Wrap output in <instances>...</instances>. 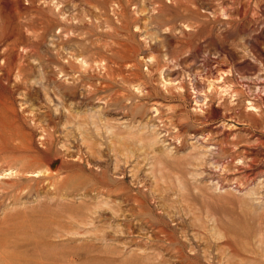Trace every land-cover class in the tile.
Wrapping results in <instances>:
<instances>
[{"label": "rangeland", "instance_id": "374dc122", "mask_svg": "<svg viewBox=\"0 0 264 264\" xmlns=\"http://www.w3.org/2000/svg\"><path fill=\"white\" fill-rule=\"evenodd\" d=\"M260 4L0 0V98L28 145L2 158L61 172L0 176L5 217L29 215L0 224V264H264V72L237 85L236 36L211 37L241 20L264 59Z\"/></svg>", "mask_w": 264, "mask_h": 264}, {"label": "bare ground", "instance_id": "6f19581e", "mask_svg": "<svg viewBox=\"0 0 264 264\" xmlns=\"http://www.w3.org/2000/svg\"><path fill=\"white\" fill-rule=\"evenodd\" d=\"M50 1V0H49ZM119 9L122 6L120 3H118V5H116ZM30 7V6H29ZM47 8V7H46ZM48 8L51 10L50 12H62V10L57 11L55 9V7H52L51 5L48 6ZM260 8V14L261 16H256L255 21L256 22H262L263 19L262 17H264V0H261V4L259 5ZM23 9V8H22ZM117 10V9H116ZM125 11V10H124ZM220 13V12H219ZM222 15H230V12L228 10H223V12H221ZM217 14V13H216ZM41 20V19H40ZM45 22V21H44ZM227 24H232V26L230 28H225V30H216V32L211 36L212 39L216 42H221L222 44H225V42L228 41V37L231 35H235L236 37L234 38V40L232 42L229 43L231 48L226 47V53L228 55L229 58V67H231V71L233 72V78L235 79V83L241 84L240 80H239V76L240 75H252L255 74L257 76V79L262 77V73L264 72V59H261L259 55L253 53L249 47L245 48V45L247 43L252 44L254 40L252 41H245L239 34H242V32L246 31L245 27L246 25L243 23V21L241 20H237L234 19V21L228 20V22H226ZM46 24V23H45ZM17 26V25H16ZM25 26V25H24ZM191 25L188 24L187 28H191ZM229 26V25H228ZM43 27V26H42ZM193 27V26H192ZM248 30V29H247ZM185 31V30H184ZM183 31V32H184ZM12 33V32H11ZM10 33V34H11ZM38 33V32H37ZM185 33V32H184ZM186 34V33H185ZM191 34V33H190ZM34 35V34H33ZM43 36V35H42ZM39 37V36H38ZM18 38V37H17ZM1 41V40H0ZM42 44V43H41ZM2 45V44H1ZM5 46V45H4ZM35 45H33L34 47ZM248 46V45H247ZM14 47V46H13ZM12 47V48H13ZM4 48V47H3ZM8 48V46H7ZM20 48V47H19ZM27 47H23L22 46V50L26 49ZM37 48H39V46H37ZM11 49V48H9ZM28 49V48H27ZM32 49V48H31ZM203 48L199 47V49L197 50V52H201ZM5 50V48H4ZM14 49H12L13 51ZM18 51V49H16ZM35 50V49H34ZM10 53V57H12V52ZM1 52V51H0ZM8 52V51H7ZM6 52V53H7ZM10 52V51H9ZM27 52V51H26ZM33 52V50H32ZM21 53V52H20ZM4 53H2L1 55H3ZM15 54V53H14ZM29 54V52H28ZM21 55H23L21 53ZM8 56V55H7ZM8 56V57H9ZM15 57V55H13ZM17 56V55H16ZM20 56V55H19ZM26 56V55H24ZM2 57V56H1ZM0 57V58H1ZM4 57V56H3ZM13 57V59H14ZM153 57V55H152ZM162 57V56H161ZM22 58V56H21ZM240 58H248L246 61L244 62H240L238 63L236 60L240 59ZM2 59V58H1ZM12 59V58H11ZM16 59V58H15ZM30 59V58H29ZM7 60V59H6ZM10 60V59H9ZM8 60V61H9ZM27 60V59H26ZM14 61V60H13ZM7 62V61H5ZM29 62V61H28ZM22 63V62H21ZM7 64V63H6ZM20 66V65H19ZM15 67V66H14ZM11 68V67H10ZM9 68V69H10ZM19 68V67H18ZM21 68V67H20ZM20 68L17 70V72L15 73V75L18 77H20ZM23 68V67H22ZM7 69V68H6ZM12 70V69H10ZM26 70V69H25ZM7 71V70H6ZM15 71V69H14ZM23 71V70H22ZM9 71H7L8 73ZM12 72V71H11ZM25 73V72H24ZM4 74V73H3ZM2 74V75H3ZM10 74V73H9ZM8 74V75H9ZM13 74V73H11ZM1 75V74H0ZM5 76V74H4ZM3 76V77H4ZM17 77V78H18ZM29 77V76H28ZM8 78V77H7ZM11 78V75H10ZM29 78H33L30 76ZM28 78V79H29ZM5 79V77H4ZM19 79V78H18ZM24 85L28 84V80L27 78H24ZM9 80V79H8ZM30 80V79H29ZM21 82V80H20ZM19 82V83H20ZM21 84V83H20ZM21 86V85H20ZM29 86V85H28ZM27 86V87H28ZM26 87V86H24ZM30 87V86H29ZM24 89V88H23ZM31 91V90H30ZM27 92V91H26ZM248 92V91H247ZM250 92V91H249ZM25 94V93H24ZM27 94H29L27 92ZM31 94V93H30ZM32 95V94H31ZM8 98V97H7ZM30 99H32L31 96H29ZM33 100V99H32ZM38 101V100H37ZM33 103V102H32ZM36 103V102H35ZM12 107V106H10ZM14 108V107H13ZM16 111V110H15ZM18 114V113H17ZM16 112H14L13 110L10 111L9 107L5 104L4 99L2 100L0 98V155H1V159H0V176H4V177H9L12 178L13 180H15L16 182H22V181H31L35 179V177L31 176V175H38V174H49L55 177H60L61 176V172H59V170L55 169L54 166V162L53 161H45L43 158L37 156L36 158L31 157L30 161L28 163H26V161L24 163H19V164H13V163H8L6 162L8 160V158H2L5 156H2L3 154H9V153H14L17 150H20L23 145H27V143L25 142L26 140V133L24 128L22 127V125L19 123V121L17 120V115ZM46 131L49 132V134L51 133L54 134L55 131V127L50 126V123L48 122V126L47 128H45ZM26 150H30V149H26ZM50 150L47 151H43V154L49 153ZM47 160V159H46ZM52 160V159H51ZM2 177H0L1 180ZM70 182H68V180H66V178L61 180V185H62V190L60 193H58L56 196H59L62 198V200H66L67 197H71L73 195H75V193L73 192L75 189V185L76 182H71V184H69ZM70 185H72V187H70V189H67ZM25 187V185L23 186V188ZM22 188V189H23ZM39 190V189H38ZM38 190H34L36 193H38ZM34 192V193H35ZM47 195L48 198H50V194L49 192L45 193ZM64 198V199H63ZM64 205H66L68 208H72L73 212H67V216L70 215V217H75V216H80V215H75V211H77V206L73 203H63ZM48 205V204H47ZM51 205V204H50ZM49 205V207H50ZM54 207V206H53ZM56 207V206H55ZM16 211V210H15ZM7 214L6 211H2V209L0 208V224L3 223L5 221V219H9L10 215L11 216H20V215H27L28 213L25 212L24 210H18L16 212L12 211V213H10L8 216L5 217V215ZM7 221V220H6ZM4 224V223H3ZM2 225V224H1ZM66 231V229H65ZM48 239V238H47ZM48 244L50 245V250L48 251V253L50 255H56V254H61V252H59L60 249H57L58 245L55 244L54 242H52L51 240H48Z\"/></svg>", "mask_w": 264, "mask_h": 264}]
</instances>
